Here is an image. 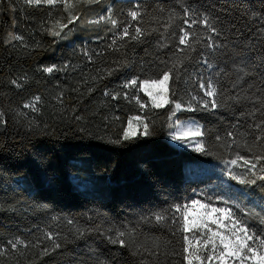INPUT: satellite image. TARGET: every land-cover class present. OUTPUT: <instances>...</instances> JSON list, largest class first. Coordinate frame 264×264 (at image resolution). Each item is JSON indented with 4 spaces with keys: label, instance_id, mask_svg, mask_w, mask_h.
<instances>
[{
    "label": "trees",
    "instance_id": "16d2710c",
    "mask_svg": "<svg viewBox=\"0 0 264 264\" xmlns=\"http://www.w3.org/2000/svg\"><path fill=\"white\" fill-rule=\"evenodd\" d=\"M72 4L79 19L69 24L63 4L28 6L24 0H0V264H186L185 233L174 222L182 223V213H176L173 206L195 199L208 204L227 201L244 209L234 207L238 216H248L249 210L264 215V181L240 184L228 175V162L237 153L247 158L264 153V141L254 139L261 134L253 126L260 113L249 115L259 103L254 98L240 103L229 100L226 107L202 110L192 102L197 110H186L192 95L204 97L197 79L215 78V72L229 61L225 58L217 63L203 43L195 46V52L177 50L183 47L177 37L179 28L186 27L185 8L229 27L235 24L258 43L254 30L264 26V20L255 18L249 23L241 20V12L244 8L259 12L264 0H72ZM109 8L118 27L110 22L89 23ZM130 9L141 12L137 21L127 15ZM57 20L67 25L60 37L48 31L59 30L54 27ZM165 25H169L167 31ZM125 26L132 32L137 26L157 31L138 42L117 46L118 50L109 48ZM190 31L199 36L203 26L193 25ZM161 42L167 46L161 47ZM201 51L217 65L215 69L200 63ZM189 54L181 79L172 85L175 95L169 96L185 110L172 120L174 104L156 108L139 85L124 87L134 77L158 78L156 74H162L173 59ZM47 67L54 70L45 72ZM222 84L229 89L228 95L236 94L227 80ZM218 102L225 103L220 98ZM132 117H140L149 134L123 140V130ZM176 119L199 122L205 133L199 139L206 153L169 142V124ZM228 132L235 135L229 137ZM82 154L91 156L94 171L109 177L107 198L86 196L74 187L71 174L75 167L69 158ZM190 163L205 165L209 172L190 176L186 170ZM253 163L257 162L253 159ZM242 165L238 161L233 166L235 174L245 171ZM261 166L264 162L258 163ZM20 176L27 177L30 190L21 187L24 179ZM155 214L166 219L157 223ZM249 223L257 234H264L259 218H250ZM74 227L95 230L76 239ZM115 229H135L134 242L156 254L133 255V246L110 244L106 237L114 235L109 230ZM47 233L62 247L42 256L44 248H52V241L45 239ZM17 238L24 243L13 249L9 242Z\"/></svg>",
    "mask_w": 264,
    "mask_h": 264
},
{
    "label": "snow or ice",
    "instance_id": "6c2138e0",
    "mask_svg": "<svg viewBox=\"0 0 264 264\" xmlns=\"http://www.w3.org/2000/svg\"><path fill=\"white\" fill-rule=\"evenodd\" d=\"M79 2L80 0H77V3ZM83 2L98 3L99 0H83ZM24 3L28 6H54L62 3L65 11L70 16L69 24L79 19L78 13L73 14L74 5L72 4V0H24ZM136 7L138 8L139 5H136ZM107 11L108 14L106 16H100L97 20L89 21V23L110 22L114 28L118 27L119 21L112 18V9L109 8ZM127 15L131 18V21H137L142 14L138 10L130 9ZM183 15L186 17L183 20V24L186 27L179 28V35L177 37L178 45L183 47L177 50L181 53H184L186 50L189 53L195 52V46L203 43V46L209 50L208 55L215 57L217 63L225 58L229 61L224 68H220L219 71L215 72V78L209 77L208 79H204L203 77H199L197 79L198 87L203 92L204 97L192 95L189 104L186 106V110H197V107L193 106L192 102H196V105L202 110H216L226 107L229 100L240 103L243 100L254 98L260 106H254L249 115L255 116L257 113H260L261 116L259 122L253 125L261 134L256 135L254 139L264 141V99H262L264 97V26L254 30L255 36L259 38V42L256 43L254 42L255 37H251V33L245 34L243 28H237L235 24L229 27L219 19H214L205 13H197V10H190L189 8L184 9ZM192 16H196L197 18L191 20L187 18ZM255 18L264 20V9L258 12L254 8H244L241 12V20L250 23ZM131 21H126V24H129ZM193 25L203 26V32L199 36L195 32L190 31ZM54 27H58L59 30L49 29V34L60 37L61 32L67 25L57 20ZM168 27L169 25L164 26L166 31ZM245 27H247V24H245ZM155 31L157 30H152V32ZM152 32L146 31L139 26L132 32L128 26H125L122 32H117L108 47L117 48L118 50L117 46L123 47L124 43L130 41L138 42L144 37L152 35ZM173 35L175 36L176 34L173 33ZM13 39L22 40V37H13ZM159 39L163 41V35ZM160 46L166 47L167 45L161 42ZM85 55H87V52ZM199 55L201 57L200 63L204 64L208 69H215L217 67V65H214L205 58L203 51ZM190 59V54L184 55L180 59H173L170 65H166L165 69L162 70V74H156L158 78L141 80L138 77H134L127 81L124 87L129 88L139 85L149 97H153V104L156 108L164 107L169 103L174 104V108L169 115V119L172 120L177 112L185 110V106L182 103L169 100V96H174L176 92V88L172 85L181 79V70L184 68L185 62ZM43 70L50 73L54 69L53 67H47ZM108 74H112L111 70H109ZM224 80L229 82L230 89L236 92L235 95H228L229 89L225 88L222 84ZM12 83L17 84V81L13 80ZM245 86H247L246 89ZM153 88L155 89V96L160 97L159 100L154 97ZM256 88L259 91L253 92V89ZM248 93H252V95L249 96ZM125 96L127 97V93H125ZM113 98L115 99L116 97ZM218 98L223 99L225 103L218 102ZM36 100H39V97ZM137 102L139 103L138 99ZM25 107H32L34 111L37 110L33 104H27ZM141 107H144V105H141ZM169 128L173 129L170 132L173 140L186 143H190L195 138L205 135L202 126L194 120L185 122L176 119L174 123L169 124ZM138 134L148 135V125L145 124L143 132L138 133L137 129L132 126L130 119L129 127L123 130L122 139L129 140ZM234 135L233 132L227 133L229 137H233ZM216 140L220 141L221 137L217 136ZM195 151L206 153L205 145L197 142L195 144ZM253 159L257 163H253ZM238 161H243L242 166L245 167V171L242 174H235L233 168L230 167L228 175L232 180L247 185H254L257 181H264V166L258 168V163L264 162V153L257 154L253 158H247L237 153L235 158L231 159L228 163L231 166H236ZM217 199L222 200L223 198L217 197ZM225 204H227V201H225ZM173 207L176 213H182V223L180 221L174 222L179 224L180 230L185 233L183 238V260L186 264H194V262L195 264H248V262H252V264H264V252L260 251V248H264V234H257V229L249 223L250 218L257 217L260 220V224L264 226V215L251 213L249 210L248 216H238L232 206L216 207L212 204L203 203L200 200H191L190 206L185 204ZM234 207L241 212L244 211L239 204H235ZM194 209L196 211H193ZM190 213H192L191 216ZM154 219L157 223H160L166 217L162 214H155ZM68 223L72 225L73 222L68 221ZM210 225H215V229L210 227ZM94 230L74 227L73 234L76 239H81ZM193 230L200 231L206 238L202 240L198 239L193 244L186 235ZM109 231L115 232L114 235L106 237L112 245L118 244L122 248L133 246V255H138L141 252H148L150 255L156 254L155 251L134 242L133 234L135 233V229H125L123 231L115 229ZM45 239L52 241V248H44L40 253L42 256L49 255L51 252L62 247L60 243L56 242V238L52 233H47ZM9 243L13 249H16L24 241L17 238L14 242L10 241ZM38 244L34 245V247L38 246ZM158 247V245H154V248L157 250Z\"/></svg>",
    "mask_w": 264,
    "mask_h": 264
},
{
    "label": "rangeland",
    "instance_id": "374dc122",
    "mask_svg": "<svg viewBox=\"0 0 264 264\" xmlns=\"http://www.w3.org/2000/svg\"><path fill=\"white\" fill-rule=\"evenodd\" d=\"M59 4H62V3H59ZM107 14H108V11L105 10L104 13H102L100 16H106ZM98 18L93 19V20H97ZM139 90L141 92H143L148 97L150 103L154 106L153 97H149L140 87H139ZM152 90L154 93V97L159 100L160 97L155 96V89L153 88ZM193 120L198 122L195 119H185V120H181V121L188 122V121H193ZM131 124L134 128L137 129L138 132L144 130V124H143L140 117H132L131 118ZM127 127H129V123H128ZM171 131H173V129H171L170 132ZM170 132L168 134L169 142L172 143L173 145H175L176 147L180 148V149L195 150V144L197 142H200L199 137L195 138L190 143L176 141V140H173L171 138ZM69 162L75 167L74 172L71 174V181H72L74 187H76L81 194L86 195V196H90V197H98V198H107L109 196V194H110V183H111L109 180V177L104 172L94 171L90 155L82 154V155L72 156L69 158ZM230 167L233 168V166H231L229 164L228 169ZM191 168H192V172L190 171ZM186 170H187V174L190 176L191 175L200 176V175H203V174L209 172V170L206 168L205 165H204V167H202V166H199V164H195V163H190L187 166ZM20 177L24 179V181H21V184H20L21 187H23L27 190H30L31 188H30L29 181H28L27 177H25V176H20ZM195 200H199V199H195ZM206 204H208V203H206ZM233 204H234V202H231L228 204L217 203V204H212V205H214L216 207H223V206H232L233 207ZM188 205L190 206V203H188ZM233 210L236 211L234 209V207H233ZM193 211H196V209H194ZM200 211H202V210H200ZM191 215H192V213H190V216ZM210 227L215 229L216 226L210 225ZM187 236L193 244H195L198 239L202 240V239L206 238V236L202 235V233L200 231H197V230H193V231L187 233ZM261 251L264 252V249H262ZM194 264H195V262H194ZM248 264H252V262H248Z\"/></svg>",
    "mask_w": 264,
    "mask_h": 264
}]
</instances>
